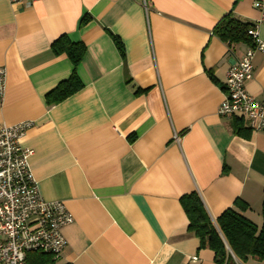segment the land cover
<instances>
[{"label":"crops","instance_id":"1","mask_svg":"<svg viewBox=\"0 0 264 264\" xmlns=\"http://www.w3.org/2000/svg\"><path fill=\"white\" fill-rule=\"evenodd\" d=\"M255 2L0 0V128L33 122L22 146L33 151L40 193L74 218L53 264H216L189 231L181 199L194 192L215 223L240 200L262 226L264 131L218 113L228 71L249 46L214 33L232 14L264 39ZM62 36L87 47L84 88L49 106L47 95L73 72L52 51ZM253 66L246 89L264 101L262 54Z\"/></svg>","mask_w":264,"mask_h":264},{"label":"built area","instance_id":"2","mask_svg":"<svg viewBox=\"0 0 264 264\" xmlns=\"http://www.w3.org/2000/svg\"><path fill=\"white\" fill-rule=\"evenodd\" d=\"M31 7L39 0H9ZM254 7L264 17V0ZM253 46L228 71L225 97L218 113L224 117L243 116L253 131H264V101L247 92L253 78L256 55L264 57V39L258 25L249 31ZM7 71L0 68V97L7 90ZM33 122L25 121L0 128V264H27L30 253H43L55 259L67 247L63 230L74 222L61 201H46L31 170L33 151L22 146Z\"/></svg>","mask_w":264,"mask_h":264},{"label":"trees","instance_id":"3","mask_svg":"<svg viewBox=\"0 0 264 264\" xmlns=\"http://www.w3.org/2000/svg\"><path fill=\"white\" fill-rule=\"evenodd\" d=\"M85 18L82 25L89 22ZM254 25L237 20L232 14L223 18L215 27L214 33L229 46L244 44L253 46L249 31ZM117 47L124 54L122 42L110 33ZM55 56L66 55L72 65L71 77L47 95L49 106L66 101L84 88L78 76V67L82 63L87 47L84 43H74L67 36H62L52 44ZM190 225L189 231L200 239L202 249H210L215 253L216 264H247L250 260L264 262V203L262 209L263 224L258 227L240 211L248 206L238 200L234 208L225 211L216 223L208 214L200 196L194 192L181 199ZM27 264H53L54 257L43 253H30Z\"/></svg>","mask_w":264,"mask_h":264}]
</instances>
